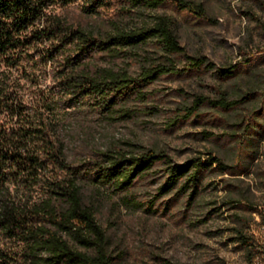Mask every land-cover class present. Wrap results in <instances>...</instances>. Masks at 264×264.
I'll list each match as a JSON object with an SVG mask.
<instances>
[{
	"label": "trees",
	"instance_id": "trees-1",
	"mask_svg": "<svg viewBox=\"0 0 264 264\" xmlns=\"http://www.w3.org/2000/svg\"><path fill=\"white\" fill-rule=\"evenodd\" d=\"M167 1L209 19L192 0H0V264H115L108 234L84 199L86 179L123 193L161 163L159 194L180 186L197 195L215 163L239 174L217 156L174 163L166 153L138 146L95 151L89 163L68 158L72 131L84 116L107 122L129 117L126 101L145 99L146 88L162 75L213 65L188 55L174 21L154 12ZM71 7L106 18L111 28L98 32L70 23L63 12ZM146 46L167 62L146 55L136 74L95 63L99 54L122 56ZM177 54L187 57L185 67L177 66ZM207 102L223 108L240 103L200 95L182 110L191 117ZM237 232L249 248L244 229Z\"/></svg>",
	"mask_w": 264,
	"mask_h": 264
},
{
	"label": "rangeland",
	"instance_id": "rangeland-1",
	"mask_svg": "<svg viewBox=\"0 0 264 264\" xmlns=\"http://www.w3.org/2000/svg\"><path fill=\"white\" fill-rule=\"evenodd\" d=\"M192 1L207 9L209 19L170 1L154 12L174 21L188 55L207 57L213 65L162 75L146 88L145 99L126 101L129 117L107 122L84 116L72 131L68 158L89 163L95 151L138 146L166 153L174 163L217 156L239 174L224 173L215 163L197 195L180 186L159 194L165 179L161 163L123 193L86 179L84 199L108 234L115 264H264V0ZM63 13L70 23L98 32L111 28L106 18L76 7ZM152 49L102 53L95 63L136 74L146 55L167 62ZM172 57L185 67V55ZM230 66L234 72L224 75ZM200 95L240 103L223 108L207 102L188 117L182 108ZM242 228L249 248L239 240Z\"/></svg>",
	"mask_w": 264,
	"mask_h": 264
}]
</instances>
